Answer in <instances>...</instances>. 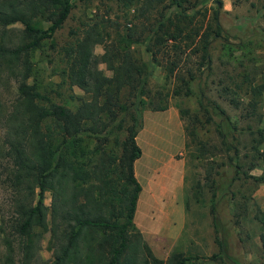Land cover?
<instances>
[{
    "label": "trees",
    "instance_id": "trees-1",
    "mask_svg": "<svg viewBox=\"0 0 264 264\" xmlns=\"http://www.w3.org/2000/svg\"><path fill=\"white\" fill-rule=\"evenodd\" d=\"M117 1L120 15L112 16L106 10L95 19V32L85 30L64 47L62 80L69 88L77 86L83 91L74 95L77 102L72 106L53 100L45 91L34 57L47 40L54 46V33L69 15L74 0H0V76L6 70L17 77L14 101L4 118L3 144L12 162L6 176L14 190L13 228L22 245V264H34L47 231L52 258L42 264L223 261L228 254L226 241L218 235L217 189L211 176L216 163L212 157L207 159L205 180L196 179L191 189L196 198L204 186L211 193L209 212L217 251L208 255L176 251L160 258L134 221L142 189L134 169V161L142 153L136 136L149 78L155 66H161L165 78L173 77L176 82V94H190L189 83L197 71L211 66L212 40L228 38L219 18L222 0ZM13 22L21 23L18 31L8 26ZM98 43L103 51L95 53ZM139 45L144 46L143 52ZM100 62L110 73L99 67ZM222 90L230 95V103L239 107L240 101L229 88ZM260 91V87L253 89L247 116L256 114ZM217 110L224 112L221 107ZM180 111L192 123L200 121L187 107ZM189 131L195 139L194 127ZM220 132L226 143V132ZM252 135L250 153L245 154L250 156L247 170L239 161L236 170L264 181V174L249 172L258 159L264 160V148H260L264 128ZM197 144L198 158H208L204 157L210 151L207 143L198 138ZM233 158L235 155L229 156V160ZM46 191L51 193L49 205L44 201ZM255 217L261 223L259 236L264 248V208L258 207ZM2 264H15L9 242Z\"/></svg>",
    "mask_w": 264,
    "mask_h": 264
},
{
    "label": "rangeland",
    "instance_id": "rangeland-1",
    "mask_svg": "<svg viewBox=\"0 0 264 264\" xmlns=\"http://www.w3.org/2000/svg\"><path fill=\"white\" fill-rule=\"evenodd\" d=\"M209 4L213 6L214 3L210 1ZM106 10H109L112 16L121 14L117 0H74L69 15L54 33V46H50L47 40L41 50L37 51L34 67L38 69L37 76L41 78L43 88L53 100L74 106L77 102L74 95L83 94L77 86L71 89L62 80L60 71L66 65L64 47L73 43L85 30L95 32L97 27L95 19ZM211 10L209 9V12ZM219 18L228 38L216 37L212 40L211 66L203 68L201 72L197 71L198 75L189 83L190 94H176L174 92L176 82L173 77L165 78V71L161 66H155L149 78L142 125L137 133V142L142 153L136 159L134 169L142 190L138 198L140 206L138 207L137 202L134 220L140 224L139 214L145 212L142 211L146 206L143 187L146 182L152 181L150 174L160 171L162 158L172 154L174 160L169 166L165 179L170 189L165 201L169 203L163 201L159 196L160 189L156 187L152 197L154 202L150 207L156 223H152L148 217L145 223L150 226V231L162 233L164 228L161 217L165 216L171 220V228L178 230L183 225V215L186 212L183 210L185 206L183 196L180 194L181 174L178 163L180 159L185 158L187 166L192 165L191 182L196 179L203 182L207 159L212 157L216 163L211 176L217 189L218 235L226 241L228 257L223 261L207 259L203 263L264 264V248L259 236L261 223L255 217L257 208H264V181H256L253 177L245 176L236 170V161L243 163V169L247 170L250 156L245 154L250 153L252 131H256L259 127L264 128V0H222ZM8 26L18 31L21 23L13 22ZM137 47L143 52L144 46ZM94 51L102 52V44H96ZM99 67L110 73L104 62H100ZM16 84L15 74H10L6 70L1 73L0 264L5 258L8 242L13 247L15 264H22L23 258L20 238L13 228L16 215L13 207L14 190L6 176L12 162L7 153L5 154L6 146L3 144L4 118L14 101ZM224 86H227L230 93L240 101L239 107H234L230 103V95L223 93ZM257 87H260L261 91L256 96L258 99L256 114L247 116L248 101L253 97V89ZM156 104L162 105V108H154ZM217 106L224 112H218ZM181 107H187L189 114L196 113L200 121L192 123L189 116L181 114ZM205 108L208 110L206 111ZM208 115L210 118H207ZM192 126L196 133L195 139H192L189 133ZM221 129L226 132L224 135L226 143L222 141ZM198 138L205 141L210 148L211 152L208 151L204 155L208 157L206 159L198 158ZM228 145L236 146L228 148ZM260 148H264V142L260 144ZM235 149L237 154H234ZM232 154L235 158L229 160ZM249 172L263 175L264 160L258 159L256 167ZM151 184L154 185V182L152 181ZM152 188L155 191V188ZM205 189L208 191V187ZM50 200L51 193L46 191L44 201L49 205ZM191 202L192 200L189 199L188 204ZM161 203L165 204V214L161 211ZM204 206L211 218L209 200ZM189 222L188 220L187 223ZM49 234V231L44 233L34 264H42L52 258V249L48 246Z\"/></svg>",
    "mask_w": 264,
    "mask_h": 264
},
{
    "label": "crops",
    "instance_id": "crops-1",
    "mask_svg": "<svg viewBox=\"0 0 264 264\" xmlns=\"http://www.w3.org/2000/svg\"><path fill=\"white\" fill-rule=\"evenodd\" d=\"M172 157V154H169L167 158H162V160L160 161L162 169L158 172H152V174H150L149 177H152L154 185L151 184L152 181L148 183L146 182V185H144L143 188L145 189L144 198L146 206L145 209H142V211L145 210V212L144 214H139L140 224H137L136 222L135 223L141 230L144 238L152 248L155 255L160 258H166L169 254L176 251H184L187 254H211L217 251L219 248L218 243L215 240L212 219L208 216V210L204 206L205 203L209 200L211 194L209 192V189L207 191L205 189L206 186H204L202 189V193L198 198L192 195V182L190 178L192 165L187 166V160L185 158L180 159V163H178L181 174V179L179 182L180 194L183 196V203L185 206V209L183 210L186 211L184 213L185 215H183V225L178 230L172 229L171 220L169 218H166L165 216H162L161 219L164 230L162 231V233H156L150 231V226L145 223V219L147 217L148 220H150L152 223H156V218L154 217V215H152L153 210L150 209L151 205L153 204L152 202H154L152 197L156 192V187L160 189L159 196L163 198V201H165L167 195L169 194V185L166 183L165 179L167 178L169 166L171 163H173L174 160ZM152 187L155 188V191H153ZM189 199L192 200L190 204H188ZM155 203L158 204V202ZM165 203L167 204L169 203V201H165ZM139 206L140 205L138 202V207ZM161 209V211L165 214L166 208L164 203H161ZM168 210L169 209H167V211ZM188 220L190 221L189 223H187Z\"/></svg>",
    "mask_w": 264,
    "mask_h": 264
}]
</instances>
